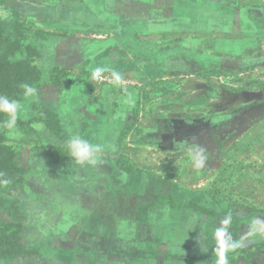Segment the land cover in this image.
<instances>
[{
  "label": "crops",
  "instance_id": "1",
  "mask_svg": "<svg viewBox=\"0 0 264 264\" xmlns=\"http://www.w3.org/2000/svg\"><path fill=\"white\" fill-rule=\"evenodd\" d=\"M4 5L44 35L42 91L9 128L32 252L0 264H215L220 242L239 244L228 264H264V0ZM48 100L62 136L37 118Z\"/></svg>",
  "mask_w": 264,
  "mask_h": 264
},
{
  "label": "trees",
  "instance_id": "2",
  "mask_svg": "<svg viewBox=\"0 0 264 264\" xmlns=\"http://www.w3.org/2000/svg\"><path fill=\"white\" fill-rule=\"evenodd\" d=\"M6 1L0 0V102L7 99L18 103L28 97L21 85L35 88L34 94L42 91L43 69L39 58L43 47L36 37L44 34L27 27L26 19L4 5ZM62 74L54 75L58 83L64 78ZM39 107L37 118L44 119L47 128L60 135L63 128L53 100L41 102ZM9 121V114L0 111V258L17 259L32 252L22 242V211L14 192L27 182L30 171L21 162L19 150L10 143Z\"/></svg>",
  "mask_w": 264,
  "mask_h": 264
},
{
  "label": "clouds",
  "instance_id": "3",
  "mask_svg": "<svg viewBox=\"0 0 264 264\" xmlns=\"http://www.w3.org/2000/svg\"><path fill=\"white\" fill-rule=\"evenodd\" d=\"M99 72V69L96 70V72L93 73L95 76ZM25 89L24 95L25 96H31L35 93L36 89L24 84L21 85ZM18 109L19 105L15 102H9L7 99H3L2 102H0V111L6 112L10 116V121L8 122V127L10 129H13L16 125L17 115H18ZM68 147L71 150V155L76 158V161L78 163H85L87 161L89 164H94L95 161L91 160L90 157L92 155L90 146L87 142H79L75 140H71L68 143ZM198 167H202V161L198 164ZM4 184H7L8 181H3ZM218 237H223L224 230L218 229L217 230ZM239 247V244H232V243H224L220 242L218 248L216 249V253L218 256V259L216 260L215 264H228L227 255L226 252L232 248Z\"/></svg>",
  "mask_w": 264,
  "mask_h": 264
},
{
  "label": "flooded vegetation",
  "instance_id": "4",
  "mask_svg": "<svg viewBox=\"0 0 264 264\" xmlns=\"http://www.w3.org/2000/svg\"><path fill=\"white\" fill-rule=\"evenodd\" d=\"M202 124H200V125H194L193 127H191V129L190 130H184V129H178V128H176V133L177 134H175V139H185V140H189L190 139V134H191V132L193 133V131L195 130V129H199V131L200 130H202V131H204V132H206V131H208L210 128H211V125H208L210 128H208V126L206 125V124H208V123H205L204 122V120H202ZM189 131V132H188ZM171 142H172V140H171Z\"/></svg>",
  "mask_w": 264,
  "mask_h": 264
},
{
  "label": "rangeland",
  "instance_id": "5",
  "mask_svg": "<svg viewBox=\"0 0 264 264\" xmlns=\"http://www.w3.org/2000/svg\"><path fill=\"white\" fill-rule=\"evenodd\" d=\"M26 26L29 27L31 29V26L29 24V21L26 19ZM9 135V139H10V142L12 141L13 142V136H14V132H12V130H10V132L8 133ZM17 191V190H16Z\"/></svg>",
  "mask_w": 264,
  "mask_h": 264
}]
</instances>
